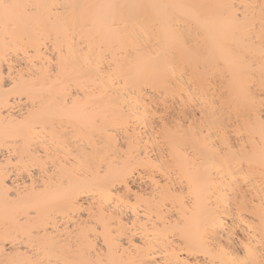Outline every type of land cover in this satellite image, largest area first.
<instances>
[{"label": "bare ground", "instance_id": "1", "mask_svg": "<svg viewBox=\"0 0 264 264\" xmlns=\"http://www.w3.org/2000/svg\"><path fill=\"white\" fill-rule=\"evenodd\" d=\"M5 2L0 259L260 264L264 0Z\"/></svg>", "mask_w": 264, "mask_h": 264}, {"label": "snow or ice", "instance_id": "2", "mask_svg": "<svg viewBox=\"0 0 264 264\" xmlns=\"http://www.w3.org/2000/svg\"><path fill=\"white\" fill-rule=\"evenodd\" d=\"M20 7H27V6H21V5H16V4H11V3H7L5 2V0H0V9H3L5 12V15L7 16L12 10H15L17 8ZM34 7V6H33ZM0 87H5V85L3 84V82H0ZM262 115H264V113H262ZM221 221L220 220H216L215 224L216 226H220L221 225ZM247 248V246H246ZM221 251H224L223 248H221ZM247 254L248 255H252L253 254V250L250 248H247ZM3 255V259H0V264H40L39 261H31V262H22L19 261L17 259L14 258L15 255V250L13 249L12 251H4L2 253ZM261 256L264 257V252L261 253ZM184 264H207V262H200V261H184ZM236 264H252L251 261H238L236 262ZM260 264H264V259H261Z\"/></svg>", "mask_w": 264, "mask_h": 264}]
</instances>
